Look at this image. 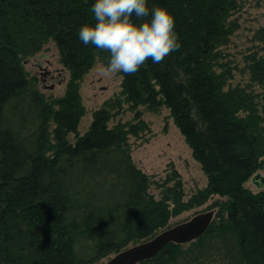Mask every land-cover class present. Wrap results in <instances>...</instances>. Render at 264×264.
<instances>
[{
    "label": "trees",
    "instance_id": "1",
    "mask_svg": "<svg viewBox=\"0 0 264 264\" xmlns=\"http://www.w3.org/2000/svg\"><path fill=\"white\" fill-rule=\"evenodd\" d=\"M246 2L147 0L149 17L157 6L174 15L181 47L121 73L124 99L152 111L167 106L205 171L207 185L185 200L178 173L160 198L151 192L129 142L139 128L110 125L115 103L79 131V81L110 59L79 38L84 24L96 23L95 0H0V264H98L215 196V217L190 248L171 241L137 264H201L212 239L233 251L216 256L264 264V187L246 184L264 167V49L251 48L243 64L232 50ZM256 35L264 40V27ZM50 41L70 73L66 94L53 99L25 66Z\"/></svg>",
    "mask_w": 264,
    "mask_h": 264
},
{
    "label": "rangeland",
    "instance_id": "2",
    "mask_svg": "<svg viewBox=\"0 0 264 264\" xmlns=\"http://www.w3.org/2000/svg\"><path fill=\"white\" fill-rule=\"evenodd\" d=\"M236 16H239L241 26L233 38L232 50L243 64L251 48L264 49V40L257 39L256 35L257 31L264 27V0H247L242 11ZM100 64L106 65L104 61L98 59L79 81L80 94L86 106L79 131L81 134L87 131L96 109L107 102L115 103L110 125L127 122L139 128L137 134L130 136L129 142L134 160L152 178L151 192L160 198L166 186L175 182L171 178L178 173L183 183L184 199L188 200L193 193L207 185L208 177L194 158L192 150L170 115V109L162 106L158 111H152L145 105L133 107L121 93L122 74L117 73L110 78L100 77L95 71V66ZM25 66L38 89L48 99L60 98L66 94L70 73L61 62L59 49L53 41L31 57ZM238 77L240 78L241 75L239 74ZM69 138L74 140L75 134H70ZM259 172L264 173V167ZM246 184L252 189H258L251 179ZM217 197L211 198L203 205L189 206L173 216L169 225L184 222L201 212L212 209L217 211V207L211 206ZM190 242L183 243L185 249L190 248ZM230 245L231 243L218 239L209 240L204 252L210 256L207 255L208 257L201 262L203 264L236 263L231 262V259H223L221 255H215L216 252H233Z\"/></svg>",
    "mask_w": 264,
    "mask_h": 264
},
{
    "label": "clouds",
    "instance_id": "3",
    "mask_svg": "<svg viewBox=\"0 0 264 264\" xmlns=\"http://www.w3.org/2000/svg\"><path fill=\"white\" fill-rule=\"evenodd\" d=\"M91 10L96 23L84 24L79 38L85 45L110 53L106 65L95 66L100 77L135 74L149 59L160 63L181 47L174 15L157 6L149 17L147 0H95Z\"/></svg>",
    "mask_w": 264,
    "mask_h": 264
},
{
    "label": "water",
    "instance_id": "4",
    "mask_svg": "<svg viewBox=\"0 0 264 264\" xmlns=\"http://www.w3.org/2000/svg\"><path fill=\"white\" fill-rule=\"evenodd\" d=\"M252 182L258 188L264 187V173L257 172ZM215 210L198 213L190 219L177 223L155 235L153 238L131 245L98 264H137L156 256L169 242L186 243L202 236L210 227Z\"/></svg>",
    "mask_w": 264,
    "mask_h": 264
}]
</instances>
